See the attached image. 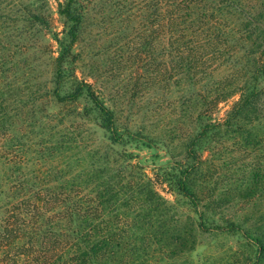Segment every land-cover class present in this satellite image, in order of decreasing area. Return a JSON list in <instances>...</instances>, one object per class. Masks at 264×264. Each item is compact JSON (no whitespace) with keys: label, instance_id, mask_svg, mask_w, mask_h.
Listing matches in <instances>:
<instances>
[{"label":"trees","instance_id":"obj_1","mask_svg":"<svg viewBox=\"0 0 264 264\" xmlns=\"http://www.w3.org/2000/svg\"><path fill=\"white\" fill-rule=\"evenodd\" d=\"M88 1L58 2L64 30L62 37L53 32L59 49L46 95L65 106L87 100L80 115L94 114L107 144L99 149L80 145L86 155L75 157L76 166L81 165L75 172L72 157L65 155L68 140L49 137L47 148V140H41L32 155L31 139L24 150L25 138L15 137L13 130H26L29 104L17 89H0V264H160L166 255L173 258L187 250L191 229L239 234L253 255L251 264H264V0H143L153 10L146 15L150 40L142 45L158 54L166 37L169 65L154 58L149 61L153 71H187L191 78L196 71H234L197 93V125L185 142L184 161L151 176L131 157L115 152L125 139L114 110L66 61ZM28 13L26 21L49 25L44 13ZM5 43L0 39L1 53L9 47ZM65 79L71 86L62 90ZM234 96L224 118L214 120L217 106ZM228 141L242 155L222 163L227 151L217 143L226 149ZM205 151L210 156L202 157ZM116 154L122 161L112 164ZM55 158L58 163L46 169L38 164ZM223 166H233L227 176L232 181L215 188L211 180ZM163 191L185 199L195 214L193 222L178 218L177 202ZM252 203V217H242L238 211ZM229 208L237 214L225 216Z\"/></svg>","mask_w":264,"mask_h":264},{"label":"rangeland","instance_id":"obj_2","mask_svg":"<svg viewBox=\"0 0 264 264\" xmlns=\"http://www.w3.org/2000/svg\"><path fill=\"white\" fill-rule=\"evenodd\" d=\"M59 1L63 0H0V39L7 42L4 45H9L0 52V89L6 85L10 90L17 89L29 104L24 115L26 130L18 132L14 129L16 126L13 128L15 137L25 138L23 149L30 147L28 139H31L32 155H36L40 148L36 143L41 140H47L45 148L48 147L49 137L56 141H71H65L70 147L65 155L72 157L75 172L81 167L76 166V159L86 155L84 147L99 149L107 144V140L106 134L97 126L94 114L82 116L89 106L87 100L80 99L74 105L65 106L46 95V90L53 85V59L59 49L53 32L62 37L64 30L63 19L58 13ZM109 1L84 2L78 40L66 61L72 63L75 75L89 82L106 106L114 110L116 124L125 139L124 143L114 146L115 152L125 153L132 163L151 176L175 166L174 162L184 161L185 142L197 125V93L234 71H223L222 67V71H196L194 78L188 76L187 71H153L155 65L152 67L149 61L154 58L169 65L165 35L157 46L158 54L142 45L150 40L151 29L146 15L153 9L143 0H115L116 4ZM29 11L44 13L49 25L32 18L26 21ZM143 40L146 42L141 43ZM262 83L264 86V80ZM61 85L63 90L71 86V82L65 79ZM235 98L221 102L213 119L222 120ZM43 134L45 138L41 137ZM225 144L226 149L217 143L219 150L227 151L222 163L230 162L229 157L233 155L241 158L242 154L230 147L231 141ZM210 154L205 151L202 157ZM121 159L118 154L114 155L112 164H116L114 160L121 163ZM49 163H58V159L38 162L45 169ZM223 167L225 169L215 176L218 179L213 177L211 180L210 184L215 188L226 187L232 181L227 176L232 173L233 166ZM170 193L162 192L167 199L177 202L178 218L185 224L193 222L195 214L188 210L183 202L185 199ZM244 209L250 210V214L238 213L250 218L256 207L252 203ZM224 211L225 216L232 217L236 213L234 208ZM214 218L218 219V215ZM253 221L256 219L249 224ZM187 238V250L173 258L166 255L160 264H251L253 255L239 234L191 229Z\"/></svg>","mask_w":264,"mask_h":264}]
</instances>
